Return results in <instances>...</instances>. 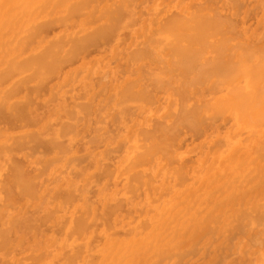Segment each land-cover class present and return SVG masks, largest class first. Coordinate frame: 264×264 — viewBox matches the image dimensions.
Instances as JSON below:
<instances>
[{
    "label": "bare ground",
    "instance_id": "obj_1",
    "mask_svg": "<svg viewBox=\"0 0 264 264\" xmlns=\"http://www.w3.org/2000/svg\"><path fill=\"white\" fill-rule=\"evenodd\" d=\"M0 264H264V0H0Z\"/></svg>",
    "mask_w": 264,
    "mask_h": 264
}]
</instances>
